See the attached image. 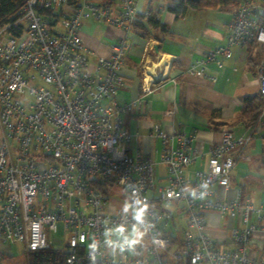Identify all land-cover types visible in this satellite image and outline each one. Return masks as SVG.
Returning <instances> with one entry per match:
<instances>
[{"label":"built area","instance_id":"2783aa9c","mask_svg":"<svg viewBox=\"0 0 264 264\" xmlns=\"http://www.w3.org/2000/svg\"><path fill=\"white\" fill-rule=\"evenodd\" d=\"M119 1L114 15L95 0L78 6L27 0L21 15L0 27V261L13 257L17 244L23 253L55 247L50 235L60 232L62 246L55 248L67 253L69 264H264V256L247 252L255 234H264V206H254L241 189L231 200L220 199L212 187L230 186L251 136L226 129L193 181L185 176L199 157L192 134H168L153 124L154 137L176 141L161 156L163 184L150 158L128 151L137 138L121 113L142 104L141 98L116 100L129 45L120 40L108 57L94 60L79 34L90 17L130 30L138 8L133 0ZM249 43L264 45V0H239L227 44L187 69L215 81L229 46ZM258 79L264 101V60ZM157 81L144 73L143 93ZM113 196L120 197L119 207ZM210 210L240 217L229 226L233 247H221L207 233Z\"/></svg>","mask_w":264,"mask_h":264},{"label":"crops","instance_id":"0c3cea01","mask_svg":"<svg viewBox=\"0 0 264 264\" xmlns=\"http://www.w3.org/2000/svg\"><path fill=\"white\" fill-rule=\"evenodd\" d=\"M95 1L109 6L114 15L121 11L119 0ZM133 2L138 8V16L152 11L165 29L148 27L146 37L133 28L127 30L90 17L83 19L79 31L93 49L94 60L108 57L112 45L120 40L125 39L129 45L120 71L116 100L128 104L141 98L142 104L121 113L125 127L137 138L128 143V151L134 154L139 150L143 157L150 158L159 184H163L167 168L161 162V156L165 149L175 147L176 141L170 139L164 143L154 137L153 124L159 123L168 134L174 130L192 134L199 157L186 168L185 176L193 181L195 170L207 168L210 147L221 142L226 129L236 137L249 135L251 140L244 149V158L231 171L230 186L214 184L212 187L220 199L231 200L241 189L254 206H264V101L262 112L254 121L250 122L243 112L245 97H254L253 102L258 101V64L264 60V45H230V53L223 58L214 81L202 74L191 73L187 68L217 46L227 44V26L238 5L188 9L177 17L169 10L168 0ZM143 22L147 24L145 19ZM144 73L158 80L148 93L142 91ZM159 74L160 79L157 78ZM114 203L118 207L121 205L119 201ZM206 215L207 233L221 247H233L229 226L239 225L240 217L230 220L212 210ZM252 221H256L255 217ZM247 252L257 258L264 256L262 231L255 234Z\"/></svg>","mask_w":264,"mask_h":264},{"label":"trees","instance_id":"16d2710c","mask_svg":"<svg viewBox=\"0 0 264 264\" xmlns=\"http://www.w3.org/2000/svg\"><path fill=\"white\" fill-rule=\"evenodd\" d=\"M27 0H0V27L16 19L22 13V8ZM169 10L174 12L177 17L186 13L188 9H202L215 7H232L239 4V0H168ZM81 0H68L69 4L79 5ZM109 3V0L104 1ZM47 16L56 15L53 9H41ZM58 16V15H57ZM146 20L147 24L143 22ZM148 27H161L165 25L160 22L157 16L149 11L147 15L140 14L138 20L133 23V30L142 36H148ZM252 44V43H251ZM254 97L244 98V114L249 116L250 122L254 121L262 112L263 100L258 96V101L253 102ZM243 195H246L241 190ZM27 264H69L68 255L65 251L53 246L31 251L28 254ZM1 264V263H0Z\"/></svg>","mask_w":264,"mask_h":264},{"label":"rangeland","instance_id":"374dc122","mask_svg":"<svg viewBox=\"0 0 264 264\" xmlns=\"http://www.w3.org/2000/svg\"><path fill=\"white\" fill-rule=\"evenodd\" d=\"M118 191H120V188H117ZM114 201L117 202L116 200L120 199L119 196H113ZM116 198V200H115ZM125 200V198H122ZM50 239L53 240L54 246L55 247H61L62 246V237L60 232L59 233H52L50 235ZM14 256L13 257H5L2 261L1 264H27L28 263V254L29 253H23V246L21 244H17L14 247Z\"/></svg>","mask_w":264,"mask_h":264}]
</instances>
